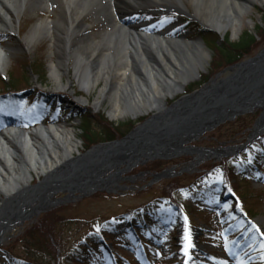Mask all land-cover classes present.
I'll list each match as a JSON object with an SVG mask.
<instances>
[{"label": "bare ground", "instance_id": "obj_1", "mask_svg": "<svg viewBox=\"0 0 264 264\" xmlns=\"http://www.w3.org/2000/svg\"><path fill=\"white\" fill-rule=\"evenodd\" d=\"M257 2L264 6V0H0V33H7L16 45L0 43V72L5 73L12 52L31 51L47 38L55 49L48 74L56 92L70 90L75 94L73 81L62 79L68 77L71 66L80 91L89 93L103 82L93 103L95 109L108 98L106 112L111 120L136 119L155 112L168 99L183 93L189 83L199 80L207 69L209 53L200 39L171 34L169 28L150 31L139 22L121 21L119 15L137 11L148 17H172L185 13L220 35L231 31L235 37L241 15ZM54 11L55 17L43 18L45 12ZM38 15L23 36L15 34ZM95 24L97 32L93 31ZM257 67L261 84L257 89H264V64ZM77 99L90 104L85 95ZM260 106L264 108V104ZM263 122L264 115L255 135ZM80 146L73 123L28 129L8 126L0 131V220L9 219L1 227L0 241L34 219V215L26 217V212L37 208L28 189L34 177L40 182L42 176L45 180L51 177L69 157L79 153ZM225 151L219 149L216 155ZM42 202L47 203L45 199ZM22 206L26 209L23 213L18 209Z\"/></svg>", "mask_w": 264, "mask_h": 264}, {"label": "rangeland", "instance_id": "obj_2", "mask_svg": "<svg viewBox=\"0 0 264 264\" xmlns=\"http://www.w3.org/2000/svg\"><path fill=\"white\" fill-rule=\"evenodd\" d=\"M189 11L193 13L191 9H189ZM56 12L57 11H54V13L45 12L43 18L48 16L55 17ZM154 15V17L158 18L154 19L151 17L155 20L153 24H160V22L165 23L172 18L175 22L173 21V23L167 25H171L169 30L171 34L177 35L182 33L186 35V39H200L208 50L209 63L206 71L202 72L199 80L189 83L184 93L199 89L203 83L216 78L218 73L228 68L225 61L218 59V52L211 46L213 42L212 39L216 38L217 40L215 41L220 45L222 42H225V39L228 42H237L244 38L246 34L249 35L246 36V40H248L250 36H253L256 42L251 46L252 54L245 56L241 61L252 58L264 50V6H261L258 2L249 8L247 13L241 15V27L235 37H232L231 31L227 32L225 35H220L216 30L209 29V27L194 19V17H191L189 14L181 13L172 17H163L162 14ZM39 17V15L35 17V19L28 22V25L26 24L25 27L23 23L19 33L15 34L18 37L23 36L32 25L37 22ZM151 18L149 20H152ZM89 22L92 23L91 21ZM197 25L207 27V32L211 35H202L196 32L195 27ZM167 26L160 27V30H165ZM98 29L99 27L95 24L93 31L97 32ZM12 41V37L7 33H0V43L3 45L10 44L16 46ZM54 50L51 41L46 38L34 45L31 51L17 50L12 52L5 73L0 72V113L5 114V112H9L10 115L11 113L13 115L14 113H24L27 111L32 105V100L30 98L32 96L33 99L36 98L35 92L38 89L26 93L27 95L22 97L23 100H21V103L18 105L20 108H17L14 104L9 105L7 101L15 102L18 94L26 89H31V87L36 84V81L41 83L46 91H54L55 83L48 74V64L50 60H54ZM69 73L68 77H62L63 82L69 78L73 81L72 87L76 91L75 95L78 97L85 95L89 98L90 104L84 103V108L88 110L83 111L76 108L73 103L75 99L69 94L70 90H68L63 92L65 96H59L58 94L54 95L53 100H51V105L54 104L53 106H57L59 109L56 114L51 112L49 118H56L50 121L59 124L61 122L74 124L76 135L81 142L79 148L80 152H83L85 148L80 130L81 119L84 113H91L94 117L100 116L107 122L113 123L114 126H118L119 132L124 133L128 132V130H131L151 115V113H149L136 119L126 118L119 121L111 120L106 112L110 103L108 98L102 100V106L98 110L93 106L95 98L99 95V89L103 86V82L100 81L94 89L90 90L89 93H85L79 90L74 81L73 69L71 66L69 67ZM231 73L233 72L227 70L224 74L220 75V78ZM184 93L177 95L173 99H168L167 104ZM44 94L45 93L39 92V96H46ZM102 98L103 97H101V99ZM262 112L263 110L261 108H256L251 113L238 116L248 117L249 127H245L243 130H240V122L235 121L237 117L234 120L226 121L215 129L206 132L198 140L189 143L198 148L225 149L226 151L223 155L216 157L212 155L200 156L194 151L188 152L182 156H189L190 160L185 162V164L171 165V169L169 168L171 172L165 177L155 181H153V176L148 178L146 176L147 173H143V170L133 172L136 169L133 168L131 171L122 174L123 178L117 182V185L112 187L115 189V192H106V194H101L97 197L93 194L82 199H71L55 207L61 209V217L65 219L64 223L59 222L56 225L55 235L59 241L60 247V249H58L59 253L58 251L56 252V257L60 254V260L57 261V264H84V262L82 263L79 260L81 257L75 255L74 251H76V248H79V245L86 237L91 235L94 227L98 226L99 228H105L115 223L118 218L122 220L123 216L127 217L126 213L131 207H133V209H149L152 208L153 204H157L171 208L169 201H164L163 204H161L158 195L150 194H158V192L162 190L163 182L165 183L166 180L182 176L186 173H189L188 176L190 177L186 175L182 176L183 180L181 183L185 182L189 188L178 193L177 198L179 200L183 202L188 201L189 204H191L189 200L191 193H194L197 189H202L207 181L209 184L218 183L222 186L221 194L223 201L221 202L219 194L215 200L205 202L204 199H201L196 205L192 203L194 208L192 207L193 209L185 212L187 214L185 216L187 220H185L184 217L179 221L180 224H178V227L166 226L160 228L151 224V226H148L146 229H139L138 235L140 236L143 235V233L148 235V232L156 231V237L150 242V249L154 252L152 256V260L154 261H144L138 254L140 250L136 251L132 249L133 247L130 241L134 240V233L132 229H129L124 237H119L116 240L109 239V241L114 244L113 250L111 248L107 249V245L103 246L99 244L98 249L103 252L102 258L95 254L96 259L88 260V263L85 264H264V235H261V233L264 232V173H256L251 176H239L238 183L241 191L240 193L244 196H242V199L237 200L238 202L230 197L232 192L223 190L225 185L223 181L225 177L221 169H216L212 173L210 172L208 176L198 175L204 170L202 169L203 166L217 160L229 158V165L235 167L236 164L244 163V157L247 158L250 155L257 156L263 154V149L256 143L246 146L247 148L245 149H241L239 146V144L248 139ZM70 114H74V116ZM53 115L55 117H52ZM20 118L21 117L15 116L14 119L11 121L8 120V122H12L13 125L21 127L22 124L19 123ZM261 141L264 142V139ZM42 178L43 176L41 179ZM37 181L38 179L35 176L32 184H35ZM141 190L144 192L140 194L137 193ZM59 195L64 196L63 194ZM55 208L48 210V212ZM199 208H201V211H199ZM243 208L248 211V215H246L245 212L241 213L245 216L246 220L241 221L240 219L233 218L234 213L232 212H238V210ZM232 209L234 210L232 211ZM38 221L39 219L37 222ZM20 231L21 227L18 228L13 235H9L5 242L0 245V259L2 258L0 262H6V252H3L1 248L12 244L14 241L12 238ZM189 233L193 247L188 248L186 252V245L189 242L185 237L189 235ZM237 236L239 238H237ZM198 249H202V251ZM10 252H14L15 254L24 253L23 244L18 243L17 245L11 246ZM73 256L78 260H73ZM42 258L43 257L40 256L41 260H43ZM186 259L188 261H186Z\"/></svg>", "mask_w": 264, "mask_h": 264}, {"label": "water", "instance_id": "obj_3", "mask_svg": "<svg viewBox=\"0 0 264 264\" xmlns=\"http://www.w3.org/2000/svg\"><path fill=\"white\" fill-rule=\"evenodd\" d=\"M259 63L264 64V50L221 72L233 73L221 78L218 73L217 78L201 88L181 95L171 104L166 102L125 136L93 145L69 157L51 177L46 180L43 177L42 182L38 180L28 188L37 208L32 213L26 212V217L34 215L37 218L66 201L88 197L98 191L115 192L112 187L123 178L122 174L149 161L170 160L191 151L200 156L223 155L224 152L216 155L219 149L198 148L189 143L226 121L261 108L263 112L254 125L257 127L264 115V108L260 106L264 104V89H257ZM170 172L156 174L153 181ZM43 199L47 203H43ZM18 209L22 213L26 211L23 206ZM8 221V218L0 220V234L1 227ZM5 240L0 241V245Z\"/></svg>", "mask_w": 264, "mask_h": 264}, {"label": "trees", "instance_id": "obj_4", "mask_svg": "<svg viewBox=\"0 0 264 264\" xmlns=\"http://www.w3.org/2000/svg\"><path fill=\"white\" fill-rule=\"evenodd\" d=\"M197 32L202 35H208L206 29L197 25ZM245 35L244 38L240 39L237 42H228L225 39V42L218 45L215 41L216 38L212 39L211 46L215 48L218 52V59L225 61L227 66L233 65L237 62H240L245 56L252 54L251 46L256 42L253 36H250L248 40H246ZM248 117L242 116L238 117L235 121L240 122V130L245 129V127H249L248 125ZM98 123H97V122ZM118 126H114L113 123H109L106 120L102 119L100 116L94 117L91 113H84L82 115L80 130H81V138L84 142L85 148H89L92 145H95L100 142H106L115 140L124 136L127 132H119ZM129 131V130H128ZM264 139L258 140L256 144L263 149V154L257 156H249L244 157V163L236 164L235 167H231L229 165L230 159L225 158L221 161H215L206 164L203 166L204 169L199 176L206 175L214 172L216 169H221L224 175V183L229 186V188L235 193V195L242 199L243 194L240 192L238 179L239 176H251L256 173H264V142L261 141ZM259 147V148H260ZM190 160L189 156H182L173 160H155L152 162H148L146 165H140L136 167L133 172L144 171L147 173V177L150 178L156 173H160L163 170L170 168L175 165L185 164ZM172 165V166H171ZM260 166V168L258 167ZM189 173L183 174L182 176H188ZM182 176L172 178L169 180H164L162 184V190L157 193H151L150 195H158L159 198L165 199L168 198L170 200V204L172 205V210L166 211L165 208H162L161 211L156 214L145 208L133 209L131 207L129 211L126 213V216L118 218L115 223L106 226L105 228H99L98 226L92 229L91 235L86 237V239L79 245V248H76L75 255H79L81 259H79L82 263H88V260L96 259L95 254L98 251V245L102 244L103 241L109 239H117L119 237H124L126 232L131 229L130 221L135 223V228L146 229L151 224L156 227H161V219H165L166 222L173 227L177 225V223L183 219L187 214V210L193 209L194 205L198 203L199 200H215L221 191V185L218 183L209 184L207 181L203 185L202 189H197L194 193H191L188 201L179 200L178 193L183 191L186 188H189L187 184L181 183ZM193 177V176H191ZM149 189V188H147ZM192 189V188H191ZM144 191H140L137 193H142ZM106 194V192H98L96 193V197ZM194 205H193V204ZM193 207V208H192ZM61 209L55 208L47 213H43L38 222L33 223L32 225L25 228L24 232L17 237L12 244L5 246L2 249L3 252H6V262H1V264H57V261L60 260V254L56 257V252L59 250V241L56 237V225L60 223H64L65 219L61 217ZM243 210V211H242ZM201 211V208H199ZM233 211V209H232ZM242 211V212H241ZM248 215V211L245 208L238 210V212L233 211V217L240 219L241 221L246 220L245 216L241 213ZM250 214V212H249ZM128 218L127 221L124 219ZM161 218V219H158ZM99 229V231H97ZM134 240L130 241L131 245L134 249L140 250L139 256L148 261L152 260L153 250L150 249V243L145 240L143 237L138 239L133 235ZM18 243L23 244V248L25 250L24 253L14 254L10 252V247L17 245ZM50 251V252H49ZM74 255V254H73ZM40 256L43 257L41 260ZM78 256V257H79ZM73 256V260H78ZM2 259V258H1ZM0 259V260H1ZM155 259V258H154Z\"/></svg>", "mask_w": 264, "mask_h": 264}, {"label": "flooded vegetation", "instance_id": "obj_5", "mask_svg": "<svg viewBox=\"0 0 264 264\" xmlns=\"http://www.w3.org/2000/svg\"><path fill=\"white\" fill-rule=\"evenodd\" d=\"M169 16L171 17V15H169ZM154 19H156V18H154ZM169 20H170V21H168V22L162 23V24L160 25V27H162V26H167V25L173 23V21L175 22V20L172 19V18H170ZM154 21H155V20L152 19V22H154ZM138 22L141 23V24H143L144 27H145V26H148V25H149V24H146V23H149L150 20H149V19H148V20L146 19L145 22H144V21L140 22V21H137V20L131 19V20L128 21V24H134V23H138ZM170 27H171V25H170V26H167L166 28H169V30H170Z\"/></svg>", "mask_w": 264, "mask_h": 264}, {"label": "snow or ice", "instance_id": "obj_6", "mask_svg": "<svg viewBox=\"0 0 264 264\" xmlns=\"http://www.w3.org/2000/svg\"><path fill=\"white\" fill-rule=\"evenodd\" d=\"M185 220H187V217H185ZM97 231H99V229H97ZM261 235H264V232L261 233ZM185 239L189 242L187 245H186V252H187V249L190 248V247H193V245L191 244V236H190V233L189 235H187L185 237Z\"/></svg>", "mask_w": 264, "mask_h": 264}]
</instances>
